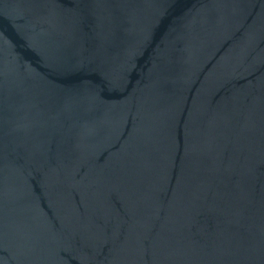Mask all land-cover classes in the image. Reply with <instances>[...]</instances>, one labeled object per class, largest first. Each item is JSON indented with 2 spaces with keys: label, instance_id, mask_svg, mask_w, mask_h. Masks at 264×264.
Segmentation results:
<instances>
[{
  "label": "water",
  "instance_id": "95a60500",
  "mask_svg": "<svg viewBox=\"0 0 264 264\" xmlns=\"http://www.w3.org/2000/svg\"><path fill=\"white\" fill-rule=\"evenodd\" d=\"M0 264H264V0H0Z\"/></svg>",
  "mask_w": 264,
  "mask_h": 264
}]
</instances>
